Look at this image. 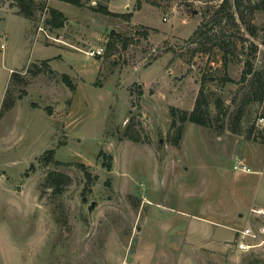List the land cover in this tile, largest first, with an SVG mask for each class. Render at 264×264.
Wrapping results in <instances>:
<instances>
[{
    "label": "rangeland",
    "instance_id": "obj_1",
    "mask_svg": "<svg viewBox=\"0 0 264 264\" xmlns=\"http://www.w3.org/2000/svg\"><path fill=\"white\" fill-rule=\"evenodd\" d=\"M42 1L0 0V264H263L264 0Z\"/></svg>",
    "mask_w": 264,
    "mask_h": 264
},
{
    "label": "trees",
    "instance_id": "obj_2",
    "mask_svg": "<svg viewBox=\"0 0 264 264\" xmlns=\"http://www.w3.org/2000/svg\"><path fill=\"white\" fill-rule=\"evenodd\" d=\"M27 1H28V3H27ZM61 1L67 2V3L72 4V5L81 6L87 0H61ZM229 1L230 0H222V2L220 4L221 12L226 11L227 6L229 5ZM242 1L243 0H233V4H234L233 7L235 8V10L240 9V7L242 6ZM96 4L97 5L93 7L94 10H98V11H101V12L107 13V14L116 15L115 13L110 12V10L108 9V7L106 5H103V4H100L97 2H96ZM17 5L19 7V13H21L24 17L29 18V19L33 17V13L35 10L33 6L35 5V0H18ZM258 5H259L258 7H261L264 11V4L261 3ZM40 7H41V9L46 8L48 11L49 16L45 19V23L47 25L51 26L52 28H60L64 25V23L66 21V16L64 15V13L60 9L53 7V6H47L46 1H44V0L42 1V4L40 3ZM129 16L130 15L128 14L127 17H129ZM250 29L253 32V28H250ZM142 34L144 36H146L147 32H142ZM42 62L45 65H49L48 59H45ZM34 66H36V65L34 64ZM252 66H253L252 62L248 61L247 62V68L243 71V76H242L243 79L246 78L247 74L251 73ZM16 73L14 72L13 76L17 75ZM62 77L64 78L65 82L72 89H74V85L70 82L69 76L66 73H64V74H62ZM200 99H202V89H200V94L196 99L195 106H194V109L192 110V112L189 114L187 112H182L183 113V115L181 116L182 121L190 120L192 122H195V123H198L201 125H207L206 117L208 116L209 113H207V110L199 111L198 106L200 105V101H201ZM221 103H222V101L218 100V105H220ZM12 104H13V101L10 100L8 98V96H6L2 102V109L1 110L8 109ZM177 111H178V109L175 107L170 108V114L172 117V122H171L172 125H174L176 123L175 116H176ZM0 114H1V112H0ZM177 133H178V137H181V133H182L181 126H178V132ZM128 138L135 140V141L138 140L137 138H135L133 136H128ZM53 154H54V149L51 148V149L47 150L45 155H43L41 158L45 163H49L51 161L57 162L56 160H54ZM101 156L104 157V159H105L103 161V165L106 166L108 169H111L112 160H113L112 156L109 154L103 155V152L100 151L99 157H101ZM67 177H68L67 174H65L64 172L51 171V172H49V174L45 178V184L47 183L46 184L47 186L54 187V189L56 190L58 183L64 181V179Z\"/></svg>",
    "mask_w": 264,
    "mask_h": 264
},
{
    "label": "built area",
    "instance_id": "obj_3",
    "mask_svg": "<svg viewBox=\"0 0 264 264\" xmlns=\"http://www.w3.org/2000/svg\"><path fill=\"white\" fill-rule=\"evenodd\" d=\"M89 55H101L103 54V48L92 49L88 52ZM234 170H240L243 172H251V168L244 161H236L233 164ZM255 211V210H254ZM258 213L264 211L262 209L257 210ZM238 241L236 245L239 249L249 250L250 248L256 247L261 243H264V225L261 226L258 230H255L251 224H248L246 227L238 231ZM258 240V241H256ZM121 264H130V262L125 259Z\"/></svg>",
    "mask_w": 264,
    "mask_h": 264
},
{
    "label": "water",
    "instance_id": "obj_4",
    "mask_svg": "<svg viewBox=\"0 0 264 264\" xmlns=\"http://www.w3.org/2000/svg\"><path fill=\"white\" fill-rule=\"evenodd\" d=\"M93 203L91 204L90 208L92 207Z\"/></svg>",
    "mask_w": 264,
    "mask_h": 264
}]
</instances>
